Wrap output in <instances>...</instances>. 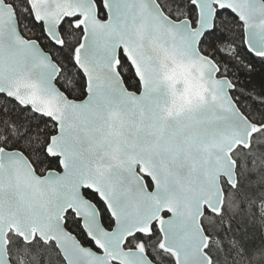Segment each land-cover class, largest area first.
<instances>
[{
  "label": "snow or ice",
  "instance_id": "obj_1",
  "mask_svg": "<svg viewBox=\"0 0 264 264\" xmlns=\"http://www.w3.org/2000/svg\"><path fill=\"white\" fill-rule=\"evenodd\" d=\"M261 133L264 0H0V264H251Z\"/></svg>",
  "mask_w": 264,
  "mask_h": 264
},
{
  "label": "trees",
  "instance_id": "obj_2",
  "mask_svg": "<svg viewBox=\"0 0 264 264\" xmlns=\"http://www.w3.org/2000/svg\"><path fill=\"white\" fill-rule=\"evenodd\" d=\"M258 131L259 129L256 132ZM248 149L253 155L260 158L257 163L259 170L257 178L254 180L252 187L244 189L246 198L239 203H237L236 196L229 197L226 190L225 202L219 213L223 214L226 219L232 218L231 227L236 240L245 243L247 247L257 246L251 264H264V200H261L260 188L258 187V185H264V133H261L259 138L252 137ZM236 154L243 155V151L239 146ZM224 186L226 189V185ZM245 204H247V208L244 207ZM205 218L212 219L208 218L206 214ZM237 229H239V232H237ZM220 235L221 241H223V234L220 233ZM34 264H41V262L35 261ZM48 264H58L55 255L49 258ZM219 264H233V261L230 257H222ZM236 264H245V261L238 259Z\"/></svg>",
  "mask_w": 264,
  "mask_h": 264
},
{
  "label": "water",
  "instance_id": "obj_3",
  "mask_svg": "<svg viewBox=\"0 0 264 264\" xmlns=\"http://www.w3.org/2000/svg\"><path fill=\"white\" fill-rule=\"evenodd\" d=\"M189 76H191V73L189 71ZM189 84V90L193 93V94H199L200 91H201V86L199 84V81L196 80L194 77L191 78L188 82ZM257 130V128L255 127V125H253L252 127V133H255ZM235 135H240L242 134L241 132H236L234 133ZM252 141V137L249 136V144L251 143ZM239 146V144H236L234 145L235 148H237ZM226 171V165L224 164V162L221 160L219 161L218 163V166L215 167L213 170H212V183H211V186L207 189V193H208V198L215 202L216 201V198H217V195L219 194V188L217 187L216 185V181L218 180L219 183L221 185H223V175H221V173L225 172ZM224 202H225V193L224 195L220 198V203H221V208L216 210V211H220L224 205Z\"/></svg>",
  "mask_w": 264,
  "mask_h": 264
}]
</instances>
